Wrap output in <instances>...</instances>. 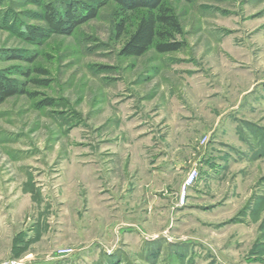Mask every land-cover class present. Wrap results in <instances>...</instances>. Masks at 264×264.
Masks as SVG:
<instances>
[{"label":"rangeland","instance_id":"1","mask_svg":"<svg viewBox=\"0 0 264 264\" xmlns=\"http://www.w3.org/2000/svg\"><path fill=\"white\" fill-rule=\"evenodd\" d=\"M48 2L0 0V263L264 264V0H165L183 46L141 56L113 0L28 41Z\"/></svg>","mask_w":264,"mask_h":264},{"label":"trees","instance_id":"2","mask_svg":"<svg viewBox=\"0 0 264 264\" xmlns=\"http://www.w3.org/2000/svg\"><path fill=\"white\" fill-rule=\"evenodd\" d=\"M109 0H60L59 6L48 2L44 8L45 26H31L26 31L28 41L38 43L50 34H72L75 29L97 16ZM121 18L116 24L118 36L127 34L121 48L125 56H141L150 48L158 52L178 51L183 43L178 36L183 34L181 22L165 0H113ZM141 13L128 32L127 14ZM10 59H22V55H9ZM22 73L16 66L0 67V105L8 98L25 94V84L14 77ZM24 73V72H23Z\"/></svg>","mask_w":264,"mask_h":264},{"label":"built area","instance_id":"3","mask_svg":"<svg viewBox=\"0 0 264 264\" xmlns=\"http://www.w3.org/2000/svg\"><path fill=\"white\" fill-rule=\"evenodd\" d=\"M200 173L199 165L196 163L194 164L189 171L187 172L185 179L182 183L181 189H180V203L184 204L187 197L189 189L193 186L195 181L197 180ZM60 254L67 256L70 253L69 249H62L59 251ZM0 264H25L24 260H6L1 262Z\"/></svg>","mask_w":264,"mask_h":264},{"label":"crops","instance_id":"4","mask_svg":"<svg viewBox=\"0 0 264 264\" xmlns=\"http://www.w3.org/2000/svg\"><path fill=\"white\" fill-rule=\"evenodd\" d=\"M205 154L206 152H202L200 155H199V158L196 160V163L199 164V167L201 166V164L203 163V159L205 157Z\"/></svg>","mask_w":264,"mask_h":264}]
</instances>
